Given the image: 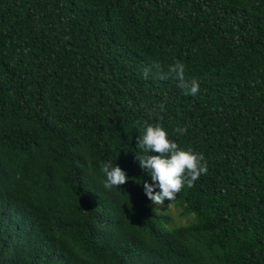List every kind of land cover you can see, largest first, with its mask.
I'll return each mask as SVG.
<instances>
[{"label":"trees","instance_id":"obj_1","mask_svg":"<svg viewBox=\"0 0 264 264\" xmlns=\"http://www.w3.org/2000/svg\"><path fill=\"white\" fill-rule=\"evenodd\" d=\"M145 121L207 160L183 224L143 193ZM0 264H264V0H0Z\"/></svg>","mask_w":264,"mask_h":264},{"label":"clouds","instance_id":"obj_2","mask_svg":"<svg viewBox=\"0 0 264 264\" xmlns=\"http://www.w3.org/2000/svg\"><path fill=\"white\" fill-rule=\"evenodd\" d=\"M166 74L173 76L188 95L196 96L199 92V80L186 79L185 65L182 62L169 65ZM174 131L177 135H182L185 129L176 128ZM136 148L140 153L135 155L139 166L151 181L144 180L143 193L154 205H163L166 200L172 201L183 187H191L208 171L204 154L192 148L179 147L160 123L151 124L145 121L141 124ZM101 171L105 188H119L128 179L125 170L113 161L103 163Z\"/></svg>","mask_w":264,"mask_h":264},{"label":"rangeland","instance_id":"obj_3","mask_svg":"<svg viewBox=\"0 0 264 264\" xmlns=\"http://www.w3.org/2000/svg\"><path fill=\"white\" fill-rule=\"evenodd\" d=\"M166 202L169 204V205H171L170 207L172 208L171 209V214L176 218L175 219V222L177 223V224H183V223H185L186 222V220L188 219V217H185V216H179L178 215V212H177V210L174 208V205H173V202L172 201H167L166 200ZM178 216V217H177Z\"/></svg>","mask_w":264,"mask_h":264}]
</instances>
